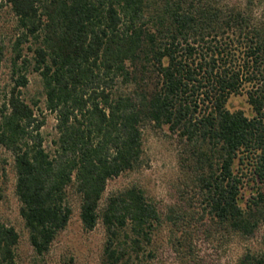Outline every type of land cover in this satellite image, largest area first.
<instances>
[{
    "label": "trees",
    "instance_id": "obj_1",
    "mask_svg": "<svg viewBox=\"0 0 264 264\" xmlns=\"http://www.w3.org/2000/svg\"><path fill=\"white\" fill-rule=\"evenodd\" d=\"M5 2L20 31L15 71L29 42L33 56L24 61L41 75L46 108L57 118L52 152L45 119L22 97L29 78L19 73L0 109V148L14 156L20 212L39 255L72 218L71 189L85 229L105 226L106 264H138L164 219L189 246L195 214L183 202L197 196L205 230L257 234L264 223V19L219 0H0V7ZM240 93L252 116L228 107ZM151 124L184 143L181 202L164 213L133 184L102 203L110 179L144 165ZM19 241L15 226L0 220V264H19ZM254 260L248 252L240 264Z\"/></svg>",
    "mask_w": 264,
    "mask_h": 264
},
{
    "label": "rangeland",
    "instance_id": "obj_2",
    "mask_svg": "<svg viewBox=\"0 0 264 264\" xmlns=\"http://www.w3.org/2000/svg\"><path fill=\"white\" fill-rule=\"evenodd\" d=\"M222 5L250 9L253 16L264 19V0H219ZM18 21L9 3L0 7V109L7 101L10 91L19 73H26L29 82L21 87L22 97L32 104L38 117L45 119L41 131L48 151H54V140L58 137L57 118L54 112L45 105V91L41 75L33 70L31 62L33 53L30 43L22 45V57L18 66L22 69L16 73L14 59L15 44L19 34ZM34 61V60H33ZM25 63V64H24ZM27 65V69L24 68ZM36 102L38 104H36ZM231 110L242 109L249 116L254 114L247 100L246 93L232 95L228 102ZM144 165L133 171L110 179L103 197L105 203L110 193L137 184L154 198L164 213L169 206L181 202L180 186L185 176L182 160L184 143L172 133L167 126L148 125L144 130ZM17 172L13 154L6 148H0V220L15 226L20 233V241L16 248L19 264H106L104 247L107 239L105 226L100 222L93 230L85 229L80 217V196L71 189L70 201L73 215L66 229L54 240L49 252L39 255L29 240V232L21 215V202L16 193ZM249 194V192L247 193ZM193 201V202H192ZM191 214H195L188 228L193 239L186 244H179L181 237L170 221L164 219L153 233L152 243L146 245L138 264H240L244 256L250 252L256 260L253 264H264V223L257 234L249 239L238 235H228L213 226V230H205L199 222L203 203L200 196L194 200L183 202ZM165 218V217H164ZM212 225L208 217L205 219ZM217 228V229H216ZM182 240V237H181Z\"/></svg>",
    "mask_w": 264,
    "mask_h": 264
}]
</instances>
